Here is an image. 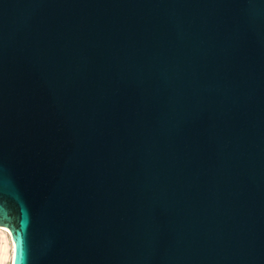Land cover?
<instances>
[{"label":"water","instance_id":"1","mask_svg":"<svg viewBox=\"0 0 264 264\" xmlns=\"http://www.w3.org/2000/svg\"><path fill=\"white\" fill-rule=\"evenodd\" d=\"M10 264H264V0H0Z\"/></svg>","mask_w":264,"mask_h":264},{"label":"bare ground","instance_id":"2","mask_svg":"<svg viewBox=\"0 0 264 264\" xmlns=\"http://www.w3.org/2000/svg\"><path fill=\"white\" fill-rule=\"evenodd\" d=\"M12 243L5 228L0 226V264H10Z\"/></svg>","mask_w":264,"mask_h":264}]
</instances>
